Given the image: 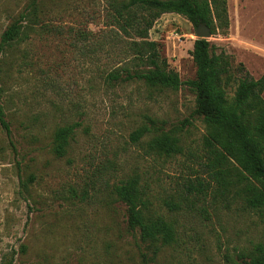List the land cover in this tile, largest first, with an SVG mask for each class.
<instances>
[{"label":"rangeland","instance_id":"rangeland-1","mask_svg":"<svg viewBox=\"0 0 264 264\" xmlns=\"http://www.w3.org/2000/svg\"><path fill=\"white\" fill-rule=\"evenodd\" d=\"M30 2L0 0V36ZM40 5L42 23L62 35L32 34L0 56V104L11 131L8 138L0 128V264H233L264 245V220L240 202L209 191L178 196L185 180L201 175L205 129L193 90L106 81L117 67L134 69L117 56L124 44L107 54L69 33L89 31L94 41L108 42L109 0ZM226 8L227 28L206 40L231 66L264 76V0H226ZM148 39L180 81L194 79L190 51L197 37L190 22L162 14ZM68 125L66 153L56 157L54 132ZM140 127L150 133L131 142ZM161 132L179 139L181 155L147 152L149 137ZM131 176L145 186L149 211L172 223L174 243L142 241L127 227L113 189ZM167 200L179 209L168 211Z\"/></svg>","mask_w":264,"mask_h":264},{"label":"trees","instance_id":"trees-1","mask_svg":"<svg viewBox=\"0 0 264 264\" xmlns=\"http://www.w3.org/2000/svg\"><path fill=\"white\" fill-rule=\"evenodd\" d=\"M40 6V0H31L1 34L0 56L32 34L43 31L62 35L61 29H52L42 23L44 10ZM109 6L110 32L105 36L108 42L94 41V34L89 31H69L77 40L90 42L107 54L115 46L124 44L117 56L134 69L124 64L109 72L105 80L136 79L148 86L172 90L186 84L195 93V113L201 116L205 129L201 141V175L185 180L178 196L181 199L188 195L205 196L209 191L223 200L240 202L242 208L256 212L264 220V76L252 78L242 65L231 66L227 56L216 53L208 40L195 39L190 51L195 77L182 82L168 69L159 44L148 39V31L155 20L165 13L180 15L195 28L204 24L211 34L216 28L225 30L228 26L226 0H109ZM107 44L109 49H105ZM231 87L233 92L229 96ZM0 128L10 138L9 123L1 104ZM72 132V125L54 132L50 149L56 157L65 155ZM148 133V128L140 127L130 134V140L138 143ZM146 149L164 157L182 154L179 139L166 132L150 136ZM32 180L30 176L26 183ZM26 183H22L24 188ZM113 193L125 207L127 227L136 230L142 241L159 242L160 245L175 242L172 223L149 211L146 188L138 177L120 181ZM164 205L170 212L179 209L172 200L164 201ZM252 248L249 255L233 264H264V245L255 244Z\"/></svg>","mask_w":264,"mask_h":264},{"label":"water","instance_id":"water-1","mask_svg":"<svg viewBox=\"0 0 264 264\" xmlns=\"http://www.w3.org/2000/svg\"><path fill=\"white\" fill-rule=\"evenodd\" d=\"M210 29L204 24H200L197 28H195V36L197 39H206L210 35Z\"/></svg>","mask_w":264,"mask_h":264}]
</instances>
